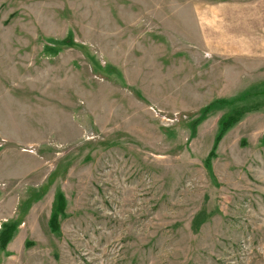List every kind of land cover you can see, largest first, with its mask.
Returning a JSON list of instances; mask_svg holds the SVG:
<instances>
[{
    "label": "rangeland",
    "instance_id": "rangeland-1",
    "mask_svg": "<svg viewBox=\"0 0 264 264\" xmlns=\"http://www.w3.org/2000/svg\"><path fill=\"white\" fill-rule=\"evenodd\" d=\"M3 223L0 264H264V0H0Z\"/></svg>",
    "mask_w": 264,
    "mask_h": 264
},
{
    "label": "trees",
    "instance_id": "trees-1",
    "mask_svg": "<svg viewBox=\"0 0 264 264\" xmlns=\"http://www.w3.org/2000/svg\"><path fill=\"white\" fill-rule=\"evenodd\" d=\"M235 121H236V116H234V115L228 117L225 120V123L222 121V124H221L222 130L221 131L224 130L223 126L228 127L229 125H231ZM61 202H62L61 198H58V200H57L58 206H59V203H61ZM55 213H59V212H55ZM55 217L56 216L53 213L51 218H50V226H51V229L54 231L57 229ZM15 226L16 225L11 224V223L1 224V226H0V248H4L6 246V244L9 242V240L11 239V237L14 233V230L16 229Z\"/></svg>",
    "mask_w": 264,
    "mask_h": 264
}]
</instances>
